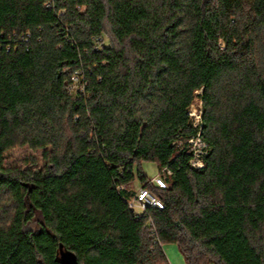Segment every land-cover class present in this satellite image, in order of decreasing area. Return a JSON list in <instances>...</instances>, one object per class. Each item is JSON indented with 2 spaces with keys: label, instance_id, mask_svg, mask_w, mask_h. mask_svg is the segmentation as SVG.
<instances>
[{
  "label": "trees",
  "instance_id": "obj_1",
  "mask_svg": "<svg viewBox=\"0 0 264 264\" xmlns=\"http://www.w3.org/2000/svg\"><path fill=\"white\" fill-rule=\"evenodd\" d=\"M24 146L43 165L5 166ZM136 180L162 209L128 205ZM167 243L264 264V0H0V264H170Z\"/></svg>",
  "mask_w": 264,
  "mask_h": 264
},
{
  "label": "built area",
  "instance_id": "obj_2",
  "mask_svg": "<svg viewBox=\"0 0 264 264\" xmlns=\"http://www.w3.org/2000/svg\"><path fill=\"white\" fill-rule=\"evenodd\" d=\"M78 75V71H75L72 74L71 80L73 85L78 81ZM194 101H198L201 106V102L197 98H195ZM191 106L189 107L188 113L194 121V124L197 125L200 119V115L195 114L191 110ZM186 147L187 150L191 152V157L189 160V164L191 165V167L201 168L203 166V157L206 155L208 150V145L201 138L199 131L186 140ZM167 175H170V171L167 168H162L160 169V172L151 177L149 181L156 188L163 189L166 187L165 177ZM128 205L139 215L143 214L148 208H163V202L158 197V195L155 194V192H153L151 189L142 186H139L135 191H133V194L128 201Z\"/></svg>",
  "mask_w": 264,
  "mask_h": 264
},
{
  "label": "rangeland",
  "instance_id": "obj_3",
  "mask_svg": "<svg viewBox=\"0 0 264 264\" xmlns=\"http://www.w3.org/2000/svg\"><path fill=\"white\" fill-rule=\"evenodd\" d=\"M103 40H104L105 43L107 42L106 37H104ZM191 110L195 114L200 115L201 106L198 103V101H194L193 102V104L191 106ZM28 156H34L37 159V166L38 167H41L43 165L44 160L42 159V156H41V150L32 151L27 146L16 147V148H13V149H10V150L6 151L4 153V155H3V163H4L5 166H22L23 165V160L25 158H27ZM26 166L23 165V167H26ZM140 166H141L142 171L146 175L147 181L150 180L151 177H153L155 174L160 172L159 167L154 162H142L140 164ZM139 186H140V184L136 180L128 188L130 190H132V191H135ZM170 247H175L176 248L173 251V253H171V255L180 253L178 248H177V246H176V244H174V243H167V244L163 245V248H164L165 252H167L168 248L170 249ZM179 255H181V254H179Z\"/></svg>",
  "mask_w": 264,
  "mask_h": 264
},
{
  "label": "crops",
  "instance_id": "obj_4",
  "mask_svg": "<svg viewBox=\"0 0 264 264\" xmlns=\"http://www.w3.org/2000/svg\"><path fill=\"white\" fill-rule=\"evenodd\" d=\"M163 248V246H162ZM176 248L175 247H170V249L168 248V251L165 252L164 248H163V251L168 259V262L170 264H186L183 257L181 255H179L180 253H177V254H172L173 251L175 250ZM169 254V255H168ZM171 255V256H170Z\"/></svg>",
  "mask_w": 264,
  "mask_h": 264
},
{
  "label": "water",
  "instance_id": "obj_5",
  "mask_svg": "<svg viewBox=\"0 0 264 264\" xmlns=\"http://www.w3.org/2000/svg\"><path fill=\"white\" fill-rule=\"evenodd\" d=\"M60 258L63 264H78L75 255L70 252L62 253Z\"/></svg>",
  "mask_w": 264,
  "mask_h": 264
}]
</instances>
